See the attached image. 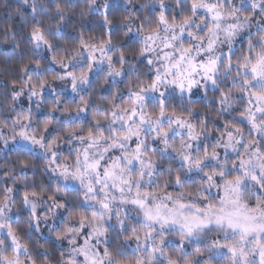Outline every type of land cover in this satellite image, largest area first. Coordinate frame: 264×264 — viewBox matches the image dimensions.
<instances>
[{"label":"clouds","instance_id":"obj_1","mask_svg":"<svg viewBox=\"0 0 264 264\" xmlns=\"http://www.w3.org/2000/svg\"><path fill=\"white\" fill-rule=\"evenodd\" d=\"M0 264H264V0H0Z\"/></svg>","mask_w":264,"mask_h":264}]
</instances>
